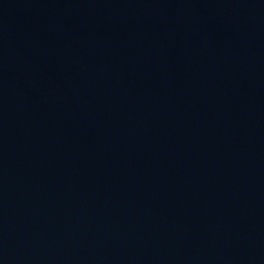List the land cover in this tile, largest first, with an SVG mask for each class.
<instances>
[{
	"label": "water",
	"instance_id": "water-1",
	"mask_svg": "<svg viewBox=\"0 0 264 264\" xmlns=\"http://www.w3.org/2000/svg\"><path fill=\"white\" fill-rule=\"evenodd\" d=\"M0 264H264V0H0Z\"/></svg>",
	"mask_w": 264,
	"mask_h": 264
}]
</instances>
